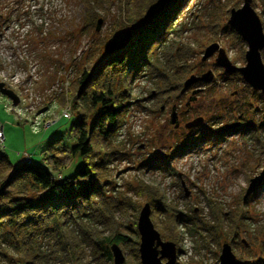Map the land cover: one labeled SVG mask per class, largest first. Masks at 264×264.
Instances as JSON below:
<instances>
[{
  "label": "rangeland",
  "instance_id": "1",
  "mask_svg": "<svg viewBox=\"0 0 264 264\" xmlns=\"http://www.w3.org/2000/svg\"><path fill=\"white\" fill-rule=\"evenodd\" d=\"M244 1H183L181 8L186 12L176 24V33L169 37L167 48L157 54L159 67L162 69L161 65L167 62L178 67L189 65L196 76L212 71L214 80L206 84H215L210 85L211 90L202 87L203 90L189 101L191 90L185 89V96L179 105L172 107V103L165 104L160 100L162 96L157 94L156 80L138 77L132 86V94L139 102L126 113L123 127L118 132V140L125 142L129 158L115 161L111 166L114 181L120 190H125L128 183L135 185L139 180L160 190L170 213L179 214L180 223L176 231L181 249L180 264H219L225 243L232 246L238 258L241 254L249 257L251 250L248 249V242L254 245L258 241L253 251L257 256H264V181L248 199H243L250 180L264 168V127H260L264 123V101L260 97L252 98L259 110L255 114L247 113L245 102L249 98L245 84L223 80V72L214 66L217 54L202 61L206 48L218 44L233 64L246 66L247 44L243 47V56V48L235 45L232 36H224L221 30L222 25L228 23L230 11L242 8ZM124 2L0 0V82L20 99L15 107L12 100L0 93V151L6 153L13 163L21 158L29 159L30 155L34 162L41 163L43 156L49 158V152L46 155L44 152L50 143L58 140L56 148L67 154L62 163L66 164L69 152L65 150L70 151L74 146L71 129L83 115L82 106L73 109L70 81L80 72L89 53L93 52L96 60L117 30L129 26L133 31L139 24L125 17ZM252 5L260 16L263 1L253 0ZM91 11L96 17L90 16ZM99 20L102 24L97 29ZM261 21L264 27V19L261 18ZM166 51L170 55L168 60L164 56ZM175 71L174 68L169 72ZM63 96L62 102L59 99ZM172 108L182 123L178 129L171 123ZM68 110L71 115L74 113L70 119L65 116ZM214 113L220 117L219 120H212ZM200 116L205 118L206 127L222 134L217 138L196 140V143L186 147L180 146L182 150L172 159L176 138L193 134L184 125ZM237 123H241L240 127L249 128L251 124L257 125L254 136L263 141H256L251 132L240 127L230 129ZM148 161L159 162L154 164V168L143 166ZM43 163L50 170L53 168L50 159ZM82 165V159L77 156L61 169V173L66 177L72 176ZM130 196L137 208L145 201L144 198ZM212 205L217 212L214 213L221 214L225 231L231 230L230 218L238 217L241 212H244L246 226L245 229L238 228L236 237L227 235L228 232L225 237L223 232L220 247L213 243L210 248H198L202 238L193 234L196 228L189 216L214 224ZM140 210L130 211L128 219L117 217V229L121 230L122 224H130L137 229V225L134 227L133 224L137 223L135 215L139 216ZM198 230L205 237L209 234L207 230ZM76 234L81 236L78 230ZM108 236L109 232L105 234V237ZM99 245V259L93 260L91 250L87 249L84 262L108 264L105 257L99 255L107 254L108 245ZM4 249L0 247V264H18L12 252L11 261L4 258ZM124 254L127 259L131 250L127 248Z\"/></svg>",
  "mask_w": 264,
  "mask_h": 264
},
{
  "label": "trees",
  "instance_id": "2",
  "mask_svg": "<svg viewBox=\"0 0 264 264\" xmlns=\"http://www.w3.org/2000/svg\"><path fill=\"white\" fill-rule=\"evenodd\" d=\"M183 1L125 0V17L133 23H139L132 31L128 47L105 57L102 53L98 54L96 60L93 52L89 53L80 72L70 81L73 109L82 106L83 115L71 129L74 146L70 151L65 150L69 152L66 164L62 163L67 154L56 148L58 140L50 143L44 152L45 155L49 152V158L43 156L41 163L34 162L31 155L27 160L21 158L13 163L6 153L0 151V247L6 249V254H2L4 258L11 261L12 252L18 259V264H87L83 261L87 258L86 250H91L92 259L96 261L99 259V244L102 243L108 245L107 254L99 255L105 257L108 264H113V244H118L124 253L127 248L131 250L125 264H141L137 229L130 224H122V229L118 230L119 223L116 219H128V213L132 210L138 212L144 203H150L152 220L162 238L174 241L178 246L176 228L180 223L179 214L170 213V207L160 190L142 180L135 185L128 183L125 190H120L114 181L111 166L115 161L129 158L125 142L118 140V132L123 127L126 113L139 102L132 94L136 78L156 80L157 94L162 96L160 100L165 104L172 103V107L178 106L185 96L183 81L193 75L192 66H171L167 62L161 65V69L157 56L159 51L167 48L169 37L176 33L179 19L186 12L181 8ZM261 1L263 9L260 16L264 19V0ZM90 16L96 17L92 11ZM221 30L224 36H232L235 45L242 48L246 46L228 23L223 24ZM244 54L243 48L242 55ZM164 56L168 60L169 51ZM262 58L264 62V50ZM214 66L223 72L224 81L234 80L245 84L249 98L245 102L246 112L255 114L259 109L252 98L260 97L264 101V95L248 86L240 74H233L234 77H231V74L225 73L216 64ZM174 68L176 71L170 73ZM214 84L215 82L209 85L197 83L191 87V94L194 88L205 87L206 90H211L210 87ZM64 98L63 96L59 100L63 102ZM219 118L215 113L212 116L213 121ZM250 126L241 125L240 128L254 136L257 125ZM260 127H264V123ZM191 133L195 136L193 139L192 135L176 138L178 140L174 142L176 149L172 159L182 150L180 146L186 147L196 143V140L199 142L209 137L217 138L222 134L213 132L206 125L193 132L191 130ZM255 140L263 141L260 137H255ZM77 156L82 159L81 168L72 176H63L61 169ZM48 159L53 167L51 170L43 163ZM157 162L148 161L143 166L154 168ZM58 172L59 175H56ZM130 194L144 198V203L137 208ZM212 208L214 224L198 219L197 216H189L196 228L193 234L202 238V244L198 243V248L207 249L213 243L220 247L223 232L225 237L228 232L224 230L221 214H215V205ZM137 217L138 214L135 219ZM232 218L231 230L227 235L233 234L236 237L238 228L245 229L246 219L244 212L239 213L234 220ZM136 225L135 221L133 226ZM198 228L207 230L208 236H203ZM77 230L81 232V236H77ZM107 232L109 236L105 237ZM257 242L254 245L248 242L250 256L239 255L237 259L240 264H264L263 254L257 256L253 251ZM88 263L91 264L92 261Z\"/></svg>",
  "mask_w": 264,
  "mask_h": 264
},
{
  "label": "water",
  "instance_id": "3",
  "mask_svg": "<svg viewBox=\"0 0 264 264\" xmlns=\"http://www.w3.org/2000/svg\"><path fill=\"white\" fill-rule=\"evenodd\" d=\"M253 0H245L240 9H232L228 25L243 39L247 44L248 50L245 54L246 66L239 67L230 60L226 51L218 44H212L206 48L202 61H206L217 54L216 64L228 74H240L244 82L254 91L264 95V62L262 51L264 50V27L260 16L253 8ZM102 24L99 20L98 27ZM133 36L132 28L125 27L117 30L104 45L102 56L111 55L117 51L128 47ZM214 80L212 71H208L201 76L191 75L184 82V88L190 89L197 83L211 82ZM200 92L197 90L194 95ZM0 93L8 97L17 106L20 102L19 97L10 89L5 88L4 83L0 82ZM194 99V98H192ZM191 99V100H192ZM171 123L176 129L179 128L177 113L173 109ZM205 118L200 116L185 124L188 130L200 128L204 125ZM241 123L233 125L232 128L240 127ZM264 168L259 175L252 178L244 195V200L253 194L263 184ZM188 195V193L186 194ZM152 208L150 203H146L140 210L137 220V231L140 236L139 254L141 264H177L178 251L176 243L163 240L160 232L155 227L152 220ZM113 264H125L126 256L118 244L111 246ZM219 264H239L232 246L225 243L219 257Z\"/></svg>",
  "mask_w": 264,
  "mask_h": 264
},
{
  "label": "flooded vegetation",
  "instance_id": "4",
  "mask_svg": "<svg viewBox=\"0 0 264 264\" xmlns=\"http://www.w3.org/2000/svg\"><path fill=\"white\" fill-rule=\"evenodd\" d=\"M197 89H198V88H194V89H193V91H192V92H193V94H194V91H195V90H197ZM200 92H201V91H200ZM192 98H194V96H193V97H192V96H190V98H189V99L191 100ZM179 122H180V121H179ZM181 125H182V123L180 122V126H181ZM180 126H179V128H180ZM184 126H185V125H184Z\"/></svg>",
  "mask_w": 264,
  "mask_h": 264
},
{
  "label": "built area",
  "instance_id": "5",
  "mask_svg": "<svg viewBox=\"0 0 264 264\" xmlns=\"http://www.w3.org/2000/svg\"><path fill=\"white\" fill-rule=\"evenodd\" d=\"M72 115H73V113H72ZM72 115L70 114V110H68V113H65V116H66L67 118L72 117Z\"/></svg>",
  "mask_w": 264,
  "mask_h": 264
},
{
  "label": "bare ground",
  "instance_id": "6",
  "mask_svg": "<svg viewBox=\"0 0 264 264\" xmlns=\"http://www.w3.org/2000/svg\"><path fill=\"white\" fill-rule=\"evenodd\" d=\"M232 76L231 77H234L233 74H231Z\"/></svg>",
  "mask_w": 264,
  "mask_h": 264
}]
</instances>
